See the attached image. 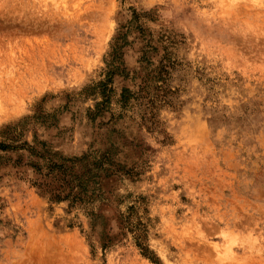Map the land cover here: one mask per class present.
Here are the masks:
<instances>
[{
  "label": "rangeland",
  "instance_id": "1",
  "mask_svg": "<svg viewBox=\"0 0 264 264\" xmlns=\"http://www.w3.org/2000/svg\"><path fill=\"white\" fill-rule=\"evenodd\" d=\"M0 144V264H264V0H0Z\"/></svg>",
  "mask_w": 264,
  "mask_h": 264
},
{
  "label": "trees",
  "instance_id": "2",
  "mask_svg": "<svg viewBox=\"0 0 264 264\" xmlns=\"http://www.w3.org/2000/svg\"><path fill=\"white\" fill-rule=\"evenodd\" d=\"M120 45L115 44L112 47L111 51V58L107 62L109 66H111V70L109 69L108 71V78L106 82H101V85H105L107 82L110 81L112 74H114L117 70H119V64H120V58H121V53L119 51ZM103 100L97 104V112H100L104 109V104L108 101V96L107 93L103 91ZM121 101L122 102H127L129 101L128 97V91L124 90L122 95H121ZM7 145L0 144L1 149L7 148ZM55 180L58 181L59 187L56 190L55 197L59 198V194L65 190L67 192L65 193V196H71L74 200H83L86 198L88 191H89V186L90 184L95 183V179H92L96 175H87L86 177H83L82 175H77V176H68L66 173V168H64L63 165H57L55 164ZM48 169V173H53L52 167L50 164L46 165ZM96 178V177H95ZM71 183H76L71 185ZM93 192V190L91 191ZM143 250L144 248L141 247Z\"/></svg>",
  "mask_w": 264,
  "mask_h": 264
},
{
  "label": "bare ground",
  "instance_id": "3",
  "mask_svg": "<svg viewBox=\"0 0 264 264\" xmlns=\"http://www.w3.org/2000/svg\"><path fill=\"white\" fill-rule=\"evenodd\" d=\"M77 246V245H76ZM75 247V246H74ZM78 249V248H77Z\"/></svg>",
  "mask_w": 264,
  "mask_h": 264
}]
</instances>
